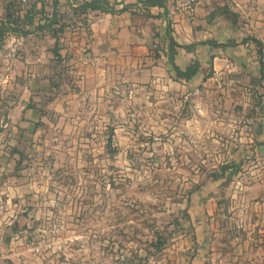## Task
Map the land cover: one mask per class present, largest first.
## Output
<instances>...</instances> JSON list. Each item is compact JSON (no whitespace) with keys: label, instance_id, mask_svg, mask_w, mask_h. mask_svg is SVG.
<instances>
[{"label":"crops","instance_id":"1","mask_svg":"<svg viewBox=\"0 0 264 264\" xmlns=\"http://www.w3.org/2000/svg\"><path fill=\"white\" fill-rule=\"evenodd\" d=\"M143 1L105 0L113 13L82 10L83 30L61 40L55 5L23 12L17 0H0V127L11 130L15 156L43 128L59 133V120L110 104L120 85L163 91L171 82L187 95L217 90L219 103L192 106L205 117L194 116L193 123L210 137L219 128L221 166H237L224 178L207 179L192 197V227L183 232L189 233L180 260L222 264L235 254L230 245L237 239L225 213L264 208V0H198L192 20L175 12L172 0L148 9ZM53 13L59 21L50 26ZM169 57L181 71L197 64L196 75L177 80ZM63 59L72 69L70 83Z\"/></svg>","mask_w":264,"mask_h":264},{"label":"rangeland","instance_id":"2","mask_svg":"<svg viewBox=\"0 0 264 264\" xmlns=\"http://www.w3.org/2000/svg\"><path fill=\"white\" fill-rule=\"evenodd\" d=\"M176 87L120 85L21 155L0 127V264H187L192 197L224 162L219 128L207 136L192 106L220 95ZM225 214L237 239L222 264H264V208Z\"/></svg>","mask_w":264,"mask_h":264},{"label":"built area","instance_id":"3","mask_svg":"<svg viewBox=\"0 0 264 264\" xmlns=\"http://www.w3.org/2000/svg\"><path fill=\"white\" fill-rule=\"evenodd\" d=\"M92 0H17L18 8L26 12L34 6H56V12L62 20V30L58 33V38L64 40L67 36H75L84 28L83 12L79 8ZM198 0H172L173 10L184 14L188 20L193 19L195 5ZM141 6V5H140ZM71 66L68 62L62 60V75L66 79L71 76Z\"/></svg>","mask_w":264,"mask_h":264},{"label":"trees","instance_id":"4","mask_svg":"<svg viewBox=\"0 0 264 264\" xmlns=\"http://www.w3.org/2000/svg\"><path fill=\"white\" fill-rule=\"evenodd\" d=\"M166 2L167 0H145L142 2L141 4V8L143 9H148L150 7H166ZM86 11V10H90V11H100V12H106V13H113V9H111L110 7L107 6V3L105 2V0H92L90 3H87L83 6H81L79 8V11ZM58 18L56 16L55 13L52 14L51 19L48 21L49 25H55L58 23ZM56 33V32H54ZM169 64L171 65L173 71L176 74V79L179 81H188L191 78H193V76L196 75L197 71H198V65L197 64H193L189 67H187L184 71L179 70L172 62V59L169 57L168 59ZM19 155H21L19 153ZM237 165L236 164H228V165H222L221 167L218 168V174L213 175L214 176V180H219L223 177V174L225 172H227L228 169H232L235 168Z\"/></svg>","mask_w":264,"mask_h":264}]
</instances>
